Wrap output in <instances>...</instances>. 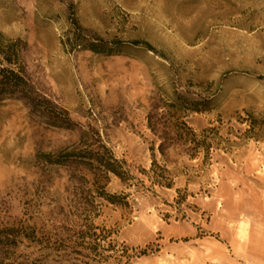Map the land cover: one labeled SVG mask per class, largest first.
I'll return each mask as SVG.
<instances>
[{
	"label": "rangeland",
	"instance_id": "1",
	"mask_svg": "<svg viewBox=\"0 0 264 264\" xmlns=\"http://www.w3.org/2000/svg\"><path fill=\"white\" fill-rule=\"evenodd\" d=\"M0 46V68L30 88L0 103V234L65 224L68 173L37 159L83 135L78 147L102 142L133 177H111L128 207L102 203L96 221L130 264H264V0H0ZM176 99L197 137L213 129L207 157L158 152ZM153 160L171 188L153 183Z\"/></svg>",
	"mask_w": 264,
	"mask_h": 264
},
{
	"label": "trees",
	"instance_id": "2",
	"mask_svg": "<svg viewBox=\"0 0 264 264\" xmlns=\"http://www.w3.org/2000/svg\"><path fill=\"white\" fill-rule=\"evenodd\" d=\"M131 45L136 47L139 43L132 42ZM97 47L90 44L87 49L93 53L101 52ZM12 48V45H8L5 49L11 53ZM1 49L0 46V55H5ZM104 53L112 54L109 50ZM3 57L5 63L12 64V58L7 57V54ZM29 89L21 71L15 72L0 68V103L6 99L23 102L27 99L24 95L30 93ZM182 105H184L183 101L176 99L174 104L169 106L174 111V115L163 123L166 131L161 136L162 143L157 148L158 152L164 158L167 148L190 144L192 147L185 150L186 153H191L189 158H193L200 151H205V157H207L211 147L207 142V134L213 129L203 130L199 135L200 138L197 137L186 122L178 119L177 113ZM186 109L199 111L196 107ZM167 130L171 132L167 133ZM84 140L82 135L77 145L64 148L57 153L42 154L37 159L38 163L51 168L50 170L56 168L68 173L67 182L72 190V207L66 214L63 208L58 212L65 219V224L48 230L44 224L40 227L35 224L29 226L20 220L4 228L0 234V246L6 250V254L0 257V264H16L19 258H25L22 264L131 263L130 249L113 238L116 232L106 229L104 225L96 224V221L101 217L102 203L128 207L126 195L107 192L106 187L111 177L117 178L124 184H127L133 177L126 169V163L116 159L110 148L102 142H99L96 149L91 148L90 145H86L85 148L78 147L83 144ZM150 170L154 178L153 183L161 187H172L168 171L159 167L155 160L152 161ZM20 245H24L26 249H35L37 257L29 261L28 256H16Z\"/></svg>",
	"mask_w": 264,
	"mask_h": 264
}]
</instances>
